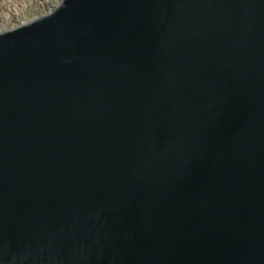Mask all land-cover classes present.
Returning a JSON list of instances; mask_svg holds the SVG:
<instances>
[{
	"label": "water",
	"instance_id": "water-1",
	"mask_svg": "<svg viewBox=\"0 0 264 264\" xmlns=\"http://www.w3.org/2000/svg\"><path fill=\"white\" fill-rule=\"evenodd\" d=\"M0 264H264V0L0 31Z\"/></svg>",
	"mask_w": 264,
	"mask_h": 264
},
{
	"label": "rangeland",
	"instance_id": "rangeland-1",
	"mask_svg": "<svg viewBox=\"0 0 264 264\" xmlns=\"http://www.w3.org/2000/svg\"><path fill=\"white\" fill-rule=\"evenodd\" d=\"M59 0H0V31L43 15Z\"/></svg>",
	"mask_w": 264,
	"mask_h": 264
}]
</instances>
